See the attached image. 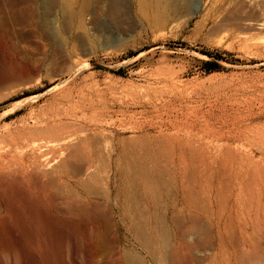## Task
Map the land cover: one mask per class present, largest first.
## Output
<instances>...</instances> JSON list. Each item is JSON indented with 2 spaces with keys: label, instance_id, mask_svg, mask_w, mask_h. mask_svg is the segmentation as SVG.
<instances>
[{
  "label": "rangeland",
  "instance_id": "1",
  "mask_svg": "<svg viewBox=\"0 0 264 264\" xmlns=\"http://www.w3.org/2000/svg\"><path fill=\"white\" fill-rule=\"evenodd\" d=\"M5 1L0 264H264V0Z\"/></svg>",
  "mask_w": 264,
  "mask_h": 264
},
{
  "label": "bare ground",
  "instance_id": "2",
  "mask_svg": "<svg viewBox=\"0 0 264 264\" xmlns=\"http://www.w3.org/2000/svg\"><path fill=\"white\" fill-rule=\"evenodd\" d=\"M38 1V0H37ZM89 1L90 0H79L78 2H75V0H39V2H38V5L42 8V10L44 11V16H45V13H46V15H48L47 13H51L50 11H56V12H58V14L60 15V19H59V23H60V27H61V29L62 30H64V28H66L69 24H72L74 27H76V29H79V30H82V31H84L85 32V26H84V23H83V18H84V16L85 15H87L88 13H89V11H90V4H89ZM181 0H138V4H139V7L143 10V9H150V10H152L154 13V16L156 17V19H159L160 21H161V19L160 18H162L164 15H166V14H168V13H172V14H174V13H176L178 10H179V8H180V4H179V2H180ZM6 1L4 0V3H5ZM36 2V1H35ZM39 7V8H40ZM4 9V8H3ZM6 9V8H5ZM4 9V10H5ZM4 10H2V11H4ZM41 10V11H42ZM114 10V9H113ZM116 10V9H115ZM151 12V11H150ZM0 13H2V12H0ZM141 14H143V11H141ZM2 16V15H1ZM154 16H152V17H154ZM7 17V16H6ZM6 17H5V15H3V17H1L0 18V29H6V27L5 26H7L6 25ZM154 17V18H155ZM166 17V16H165ZM169 17V16H168ZM168 17H166V18H168ZM44 18V17H43ZM153 18V19H154ZM156 19H155V21H156ZM158 20V21H159ZM45 21L43 20V23H44ZM41 24V23H40ZM66 26V27H65ZM43 27V26H42ZM44 28H45V30H46V27H43V32H44ZM7 30V29H6ZM3 31V30H2ZM0 33H1V35H2V32L0 31ZM6 33V32H5ZM2 36H4V34L2 35ZM1 36V37H2ZM75 37V36H74ZM77 37V36H76ZM1 39V38H0ZM3 39H5V36L3 37ZM74 40V39H73ZM76 40V39H75ZM2 41V40H1ZM78 41V40H77ZM1 45V44H0ZM3 45V44H2ZM1 51V50H0ZM21 76H23V74L21 75ZM12 79V78H11ZM183 132V131H182ZM166 133V132H165ZM182 136V135H181ZM193 136V135H192ZM166 140V139H165ZM194 140V139H193ZM169 142V141H168ZM197 142V141H196ZM176 143V142H175ZM174 143V144H175ZM195 143V142H194ZM153 144V143H152ZM173 144V145H174ZM125 146V145H124ZM135 146V145H134ZM191 146V145H190ZM176 147V146H175ZM149 150V149H148ZM71 153H72V151H70ZM74 152V151H73ZM133 152V151H132ZM120 153V152H119ZM79 154V153H78ZM133 154V153H132ZM165 154V153H164ZM73 155H74V153H73ZM76 155V154H75ZM134 155V154H133ZM187 155V154H186ZM172 156V155H171ZM75 157V156H74ZM71 158H73V157H71ZM77 158V156L75 157V159ZM140 159V158H139ZM77 160H79V158H77ZM124 160V159H123ZM163 161V160H162ZM187 161V160H186ZM124 162V161H123ZM129 163V162H128ZM143 164V163H142ZM64 165V164H63ZM132 165V164H131ZM171 165V164H170ZM184 165V164H183ZM159 166H161V165H159ZM158 165H157V167H159ZM165 167V166H164ZM178 167V166H177ZM134 168V167H133ZM132 168V169H133ZM60 169H61V167H60ZM76 169V168H75ZM172 169V168H171ZM177 170V169H176ZM139 171V170H138ZM175 171V170H174ZM181 171H183V167H182V170ZM70 172V171H69ZM82 172V171H81ZM161 172V171H160ZM157 173V172H156ZM165 173V172H164ZM169 173V172H168ZM129 174V173H128ZM134 174V172L132 173V175ZM170 174V173H169ZM183 174V173H182ZM191 174V173H190ZM73 175V174H72ZM131 175V176H132ZM139 175V174H138ZM156 175V174H155ZM173 175V174H172ZM189 175V174H188ZM130 176V177H131ZM146 176H147V174H146ZM175 176V175H174ZM180 176H181V174H180ZM187 176V175H186ZM81 177H82V175H81ZM129 177V178H130ZM133 177H134V175H133ZM152 177H154V176H152ZM176 177V176H175ZM194 177V176H193ZM132 178V177H131ZM157 178V177H156ZM155 178V179H156ZM181 178V177H180ZM186 178V177H185ZM188 178V177H187ZM135 179H137V178H135ZM86 180V179H85ZM158 180V179H157ZM183 180V179H182ZM156 181V180H155ZM133 182V181H132ZM138 182V181H137ZM158 182V181H157ZM168 182V181H167ZM136 187V186H135ZM141 188H142V186H141ZM177 188V187H176ZM115 190H116V188H115ZM159 190V189H158ZM170 190V189H169ZM178 190H180V189H178ZM134 191V190H133ZM131 192H132V190H131ZM142 192V191H141ZM180 192V191H179ZM139 193V192H138ZM189 194V193H188ZM156 195V194H155ZM79 196V195H78ZM134 196V195H133ZM181 196V195H180ZM138 197V196H137ZM139 198V197H138ZM138 198H136V199H138ZM181 198V197H180ZM192 199V198H191ZM129 200V199H128ZM134 201V200H133ZM137 201V200H136ZM91 202V204H93L92 203V201H90ZM89 202V203H90ZM129 202V201H128ZM132 202V201H131ZM95 203H97L98 204V202L96 201ZM59 204V203H58ZM65 204V203H64ZM132 204V203H131ZM183 204V203H182ZM85 205V204H84ZM84 205H82V206H84ZM99 205V204H98ZM98 205H95V208H94V205H90V206H92V208H94L95 210H96V208L98 207H100V206H98ZM130 205V204H129ZM181 205V204H180ZM75 206V205H74ZM74 206L72 205V207L74 208ZM81 206V207H82ZM103 206V205H102ZM177 206V205H176ZM64 207V206H63ZM69 207V206H68ZM67 207V208H68ZM66 208V207H65ZM73 208H71L70 207V211H71V214L73 213L72 211H73ZM75 208L76 209H78V207H76L75 206ZM74 208V209H75ZM97 208V209H98ZM64 209V208H63ZM85 209H88L87 207L86 208H84V210L83 211H85ZM90 209V208H89ZM89 209H88V211H89ZM94 209H91V210H93L94 211ZM107 209V208H106ZM59 210V209H58ZM67 210H69V209H67ZM67 210H64V211H67ZM82 211V208H80V206H79V211L78 212H81ZM91 210H90V214L89 215H93L94 217L95 216H97V215H95L96 213H99V212H96V213H94L93 211V213L91 212ZM100 209H98V211H99ZM88 211H86L87 213H88ZM97 211V210H96ZM135 211V210H134ZM142 211H144V210H142ZM178 211V210H177ZM177 211H175V212H177ZM181 211V210H180ZM146 212V211H145ZM145 212H142V213H144V217L146 216L145 214ZM171 212V211H170ZM175 212H173V213H175ZM68 213H69V211H68ZM67 213V214H68ZM77 213V212H76ZM86 213V215H87V217L86 218H88L89 219V217H88V214ZM92 213V214H91ZM79 213H77V217L78 216H82L83 215V213H81V215H78ZM84 214H85V212H84ZM101 214V213H100ZM179 214L181 215V213L179 212ZM179 214H178V216H179ZM183 214V213H182ZM70 215V214H69ZM68 215V216H69ZM73 216L75 215V213L74 214H72ZM85 215V216H86ZM99 215V214H98ZM134 215H137V213L136 214H134ZM177 214L175 213L174 215H172V217H174V219L173 220H175L176 219V216ZM84 216V215H83ZM82 216V217H83ZM85 216H84V218H85ZM106 216V215H105ZM75 217V216H74ZM76 217V218H77ZM99 216H97V218H98ZM172 217L170 218V219H172ZM180 217V216H179ZM80 218V217H79ZM93 218V217H92ZM181 218H182V216H181ZM181 218H180V220H181ZM189 218H191V220L192 221H194L193 220V218L191 217V216H189ZM188 218V219H189ZM81 219V218H80ZM179 219V218H178ZM183 219V218H182ZM163 220V219H162ZM190 220V219H189ZM190 220V221H191ZM90 221H94V219L93 220H91V218H90ZM178 221L179 220H176V222L177 223H175L176 225L178 224ZM191 221V222H192ZM96 222V221H95ZM182 223L184 222V221H181ZM82 223H86V222H83L82 221ZM90 223V222H89ZM104 223V222H103ZM193 223V222H192ZM87 224V223H86ZM85 224V225H86ZM105 224V223H104ZM197 224H199V223H197ZM88 225H90V224H88ZM91 225L93 226V223H91ZM96 225V224H95ZM94 225V226H95ZM111 225V224H110ZM119 225V224H118ZM175 225V226H176ZM193 225H196V223L194 224L193 223ZM93 226V227H94ZM143 226V225H142ZM178 226H181V227H183V225H181V223H180V221H179V224H178ZM177 226V228H181V227H178ZM186 226H188L189 227V225H186ZM86 227V231H87V225L86 226H84V228ZM161 227H163V226H161ZM172 227V226H171ZM184 227H185V224H184ZM183 227V228H184ZM88 228H90V227H88ZM140 229H141V227H139ZM155 228V227H154ZM176 228V227H175ZM183 228H181V229H183ZM191 228H193V226L191 225V227L188 229H186V227L184 228V230H182V234L179 232V237H180V235L182 236L181 237V239H183V237L185 236L186 237V235L187 234H189V232H191V231H193V232H195V230L194 229H191ZM197 228H199V227H197ZM92 229V228H91ZM91 229H89V230H91ZM94 229V228H93ZM92 229V230H93ZM111 229V228H110ZM142 229H143V227H142ZM92 230H91V232H92ZM139 230V229H138ZM180 230V229H179ZM94 231V230H93ZM97 231H99V230H97ZM96 231V232H97ZM160 231V230H159ZM181 231V230H180ZM90 232V231H89ZM91 232L89 233V234H91ZM95 232V231H94ZM137 233V232H136ZM160 233V232H159ZM88 234V233H87ZM88 234V235H89ZM184 234H186V235H184ZM195 234V233H194ZM197 234V233H196ZM99 235V234H98ZM191 235H193V233H191ZM110 236V235H109ZM139 236H140V234H139ZM139 236H138V238H139ZM142 236V235H141ZM187 236H189V235H187ZM89 238V237H88ZM96 238V237H95ZM180 239V240H181ZM187 240H188V237L186 238ZM185 239V240H186ZM199 239V238H198ZM197 239V240H198ZM184 240V239H183ZM183 240H181V242L183 241ZM185 240H184V242H185ZM89 241V240H88ZM140 241V240H139ZM115 242V241H114ZM203 242V241H202ZM117 243V242H116ZM185 243H187V242H185ZM184 243V244H185ZM189 243V242H188ZM193 243V242H192ZM204 243V242H203ZM183 244V245H184ZM191 243H189V245H190ZM242 244H243V242H242ZM191 246V245H190ZM195 246V245H194ZM186 247H188V245L187 246H185V248ZM113 248V247H112ZM192 248V247H191ZM183 249V248H182ZM194 249V248H193ZM193 249H191V250H193ZM187 250V249H186ZM141 252V251H140ZM143 252V251H142ZM191 252V251H190ZM194 252V251H193ZM171 253H173V252H171ZM174 254V253H173ZM204 254V253H203ZM175 255V254H174ZM241 255H243L242 254V252H241ZM246 255V254H245ZM244 255V256H245ZM178 256V254L176 255V257ZM188 256V255H187ZM172 257V256H171ZM175 257V258H176ZM190 257V256H189ZM189 257H186V258H189ZM241 257V256H240ZM239 257V258H240ZM243 257V256H242ZM191 258V257H190ZM130 259V258H129ZM196 260V259H195ZM194 260V261H195ZM200 260V259H199ZM198 260V261H199ZM203 260V259H202ZM191 261H192V258H191ZM193 261V262H194ZM204 261V260H203ZM241 261V260H240ZM127 262V264L129 263V264H135V263H133L132 261H126ZM134 262H136V261H134ZM174 262V261H173ZM176 262V261H175ZM188 262V261H187ZM242 262V261H241ZM115 263V262H114ZM171 263H172V261H171ZM170 263V264H171ZM189 263V262H188ZM240 264V263H239Z\"/></svg>",
  "mask_w": 264,
  "mask_h": 264
},
{
  "label": "trees",
  "instance_id": "3",
  "mask_svg": "<svg viewBox=\"0 0 264 264\" xmlns=\"http://www.w3.org/2000/svg\"><path fill=\"white\" fill-rule=\"evenodd\" d=\"M207 71H213L217 68V65L215 63H207Z\"/></svg>",
  "mask_w": 264,
  "mask_h": 264
}]
</instances>
